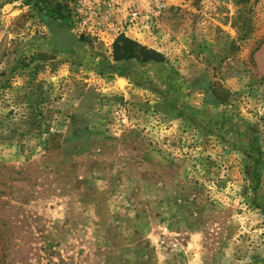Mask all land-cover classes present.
<instances>
[{
	"label": "rangeland",
	"instance_id": "obj_1",
	"mask_svg": "<svg viewBox=\"0 0 264 264\" xmlns=\"http://www.w3.org/2000/svg\"><path fill=\"white\" fill-rule=\"evenodd\" d=\"M149 1L115 61L0 0V264H264V0Z\"/></svg>",
	"mask_w": 264,
	"mask_h": 264
},
{
	"label": "built area",
	"instance_id": "obj_2",
	"mask_svg": "<svg viewBox=\"0 0 264 264\" xmlns=\"http://www.w3.org/2000/svg\"><path fill=\"white\" fill-rule=\"evenodd\" d=\"M60 11L77 40L98 45L106 54H112L119 38L152 47L164 36V7L149 0H63Z\"/></svg>",
	"mask_w": 264,
	"mask_h": 264
},
{
	"label": "trees",
	"instance_id": "obj_3",
	"mask_svg": "<svg viewBox=\"0 0 264 264\" xmlns=\"http://www.w3.org/2000/svg\"><path fill=\"white\" fill-rule=\"evenodd\" d=\"M31 2L38 3L40 2L43 7L42 10L45 11L47 16L56 18L58 17L59 19H62L64 23L67 25L66 19L62 15L60 11V5H56L55 8L53 9H46L45 8V0H25L26 5H29ZM79 42H87L84 40H78ZM140 46L137 45L135 42L128 40L126 38H119L113 47L112 51V57L115 61H122L126 59H140L141 57L136 53V49L139 48ZM143 50V48H141ZM142 61L147 62L150 60H155L152 55L144 56Z\"/></svg>",
	"mask_w": 264,
	"mask_h": 264
}]
</instances>
